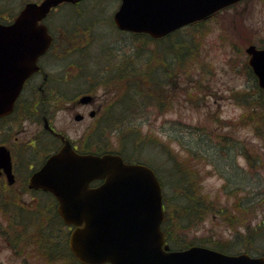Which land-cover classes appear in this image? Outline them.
Instances as JSON below:
<instances>
[{"label": "flooded vegetation", "instance_id": "1", "mask_svg": "<svg viewBox=\"0 0 264 264\" xmlns=\"http://www.w3.org/2000/svg\"><path fill=\"white\" fill-rule=\"evenodd\" d=\"M257 3L264 9V0H238L229 5V27L221 40L229 41V76L241 79L242 85L235 91L263 97L255 73L257 68L264 74V21L252 16L257 10L251 6ZM91 42L51 41L36 60L37 70L23 83L13 111L0 118V148L6 150L10 165L0 167V239L5 252L12 255L11 261L73 264L68 245L72 227L58 214L59 201L30 187V180L66 142L78 154L101 152L106 146L107 124L121 123L113 119L114 107L107 101L105 74L115 68L126 71L127 66L134 70L136 61L131 53H115L96 63V56L89 52ZM251 48L263 53L254 65ZM113 60L115 65L106 63ZM84 97L89 99L82 102ZM258 121L264 123V118L249 120ZM255 131L263 137L264 126ZM257 156L258 167L244 169L246 175L255 177L246 188L257 192L243 200L247 210L243 233L245 245L249 244L245 251L264 258V216L260 219L264 208L256 205L257 199L260 205L264 202V177H259L264 171V142ZM252 242L258 247L250 245Z\"/></svg>", "mask_w": 264, "mask_h": 264}, {"label": "water", "instance_id": "2", "mask_svg": "<svg viewBox=\"0 0 264 264\" xmlns=\"http://www.w3.org/2000/svg\"><path fill=\"white\" fill-rule=\"evenodd\" d=\"M81 0L28 2L9 24H0V117L12 109L36 60L52 40L41 21L52 8ZM237 0H120L113 16L121 31L158 39L202 20ZM254 65L263 53L251 52ZM264 88V74L255 69ZM89 97L82 98V102ZM9 166L0 148V167ZM105 182L89 188L93 180ZM30 187L52 192L58 213L75 228L69 247L81 264H264L246 254L226 255L204 247L162 249L163 218L159 183L142 165L124 164L117 155H77L68 143L32 178Z\"/></svg>", "mask_w": 264, "mask_h": 264}, {"label": "rangeland", "instance_id": "3", "mask_svg": "<svg viewBox=\"0 0 264 264\" xmlns=\"http://www.w3.org/2000/svg\"><path fill=\"white\" fill-rule=\"evenodd\" d=\"M24 1L0 0V19H11V15H15L19 11L21 3ZM82 4V8H85V5L97 6L90 12H85L78 19L79 22L85 24L77 26L72 32H65L63 27L59 26L60 24L65 26L72 20L73 5L71 4H62L58 8L59 11H55L54 16L47 20L49 24L55 26L53 33L58 41H70L74 36L82 39L90 37L91 41L98 37L97 40L91 42L89 50L92 55L96 56L95 61L102 62L107 54L131 53L137 66L140 62L142 67H145L146 64L151 69L158 68L155 61L158 51L162 52L163 48L166 52H170L167 43L163 46L159 45L158 48L152 44L141 48L135 39L127 34L118 33L108 24L106 18L111 19L117 8L118 0H84ZM251 6L257 10L256 15L252 16L264 21L262 6L258 3ZM228 27L229 10L225 9L210 20L207 25L177 33L181 36L186 34L188 41H192L191 31L196 30L193 35L194 37L198 36L200 40L197 41L198 44L196 43L198 49L193 61H187L192 82L186 81V69H182L184 80H179L178 88L176 85L172 91L170 86L165 89L163 99L166 100L167 97L169 99L163 107L158 106V102H152L145 111L142 112L135 107L129 115L120 109L122 107L120 99L113 98L112 101H108L109 105L113 104L116 108L113 119L116 120L117 115L121 118L128 117L122 122L129 121L128 126L136 125L138 131L140 142L136 145L131 143L128 148H125L126 156L133 160L139 159L147 164H152L151 166L156 168L162 176L168 198L170 197V170L177 169L176 161L180 165L198 171L199 174L195 177L200 184L198 197L203 199L205 207L214 204L216 209L214 212L206 213L197 226L180 232V235L186 239V242L202 244L209 248H212L217 241L224 243L229 239V243L230 241L233 243L234 235L243 231L245 220L236 221L234 216H230L229 209L232 204L238 202L242 195L251 197L256 194V189H247L245 185L250 181L255 182L254 175H245V171L242 169L250 170L258 167V164L253 161L248 162L246 156L254 151L260 153L264 142V134H262V138H257L254 135L256 125L260 124L263 127L264 123L249 122L247 126H244L234 122L243 112L237 102V96L241 93L235 91L242 84L240 78L229 76V41L221 40L222 36H226ZM168 41L184 40L176 37ZM118 48L123 51H118ZM200 72L210 79V91H201L198 84L193 82L197 80L195 74L198 75ZM210 76L211 78H209ZM189 95L193 99L189 100ZM253 114L255 116L250 120L258 118L256 112ZM132 116L138 117V119H131ZM113 128L117 129V126L115 125ZM110 143L112 149H119L120 139L118 136L112 135ZM231 144H234L235 148L231 147L229 150ZM173 155H176V158H170ZM161 164L164 165V168L161 167ZM259 177H264V171L260 173ZM225 179L229 180V187ZM234 194L236 195L233 196ZM216 198L217 201H215ZM256 205L259 208H264V202L260 205L259 199L256 200ZM225 209L228 212H225ZM1 214L2 210L0 209ZM263 216L261 215L260 219ZM231 221L232 223H229ZM229 224L231 225L229 226ZM243 244L245 245L244 234ZM243 244L233 243L229 252L240 253ZM250 245L253 246L256 243L252 242ZM245 246L248 247L249 244ZM256 247L258 246L256 245ZM5 249V245L3 247L0 239V264H22L20 259L11 261L12 255H8Z\"/></svg>", "mask_w": 264, "mask_h": 264}, {"label": "trees", "instance_id": "4", "mask_svg": "<svg viewBox=\"0 0 264 264\" xmlns=\"http://www.w3.org/2000/svg\"><path fill=\"white\" fill-rule=\"evenodd\" d=\"M82 2L78 3L74 6H72L73 11L71 14L72 20L67 23L63 28L65 32H72L75 30L77 26H82L81 23H77L78 19L85 13L90 12L93 8L96 6H88L85 5V8H82ZM95 4V3H94ZM91 5V4H89ZM53 15V14H52ZM86 30V29H85ZM196 31H193L191 34L192 41H155L150 39L146 35H132L133 39L136 40V42L141 46V48L147 46L149 44L156 45V47H160L159 45H165L166 43L169 44V53L171 57V61L164 62L163 59L157 58V63L164 66L158 67L157 69H151L148 65L145 64V67H142L140 62L138 63V66L135 67L134 70H132L129 66H127V70L124 71V67L117 69L115 68L112 71H108L105 76L106 79L104 81V85L106 88H115L119 89L122 86L123 82L128 83L132 76H135V83H136V97L134 95L128 94L123 95V101L126 102L125 109L130 112L133 111V106L138 108L139 110L145 111L152 102H158V106H164V103L169 99L168 97L163 99L164 91L163 88L164 85H166V88L170 86V90L172 91L173 88L179 84V80H184V73L182 69L185 70V79L187 82L191 81V73L189 71V67L187 66V61L190 60L191 62L194 59V56L197 52V41L200 39L198 36L194 37L193 33ZM178 34H173L169 36L168 38L173 40L177 37ZM180 37V35H178ZM79 41H91L90 37H87L86 39H82L79 37L74 36V39L71 38V40ZM98 37L94 38L92 41L97 40ZM197 43V44H196ZM183 45V46H182ZM138 46V47H139ZM138 49V48H137ZM166 51L163 50L158 51V55L165 54ZM157 55V54H156ZM193 57V58H192ZM109 63V62H106ZM151 67V65H150ZM155 67V66H154ZM168 68V71L166 70ZM181 73V74H180ZM195 73V72H194ZM195 78L197 80H194L193 82L197 83L199 89L201 91H210V79H207V76L204 75V73L200 72L198 75L195 74ZM211 78V76L209 77ZM204 85V86H203ZM240 94V93H238ZM189 100L193 99L191 95L188 97ZM238 104L243 109L242 114L239 116L236 124H242L244 126L245 122L248 124L251 117H254L255 114L253 112H256V115L258 118H264V99L260 97L259 95H252V94H246L241 93L237 96ZM254 103H260L261 105L257 104V106ZM254 105V107H252ZM160 109V108H159ZM255 109V110H254ZM260 110V111H259ZM245 121V122H244ZM260 124H257L256 127H258ZM119 129V135L121 139V150L118 152L119 154L123 155V151L125 148H128L131 143L136 145L139 143L138 139V131L136 130V126L134 125H126V126H117ZM137 128H139L137 126ZM108 136V131H107ZM210 135V134H209ZM223 138V137H222ZM109 137H107L106 140H108ZM108 145V144H107ZM235 148L234 144H231L229 146L230 148ZM111 150L110 147H105L102 149L103 152H108ZM100 152V153H101ZM176 158V155L171 156L170 158ZM128 159V157H127ZM128 160H132V158H129ZM177 169L172 168L170 170V184H169V190H170V197L167 199V213L165 215L164 222L162 224V231L165 234V240L169 243V246L172 249H182L185 248L184 246H187L190 242H186V239L180 235V232H184V230H187L189 228H192L193 226H196L199 224L206 213L213 211L216 209L215 205H208L209 207H205V204L203 202V199L198 197V188H200V184L195 178L198 173L197 170H191L183 165H180L178 163ZM169 177V175H168ZM162 179V178H161ZM163 189L164 185L162 184ZM236 191V190H235ZM166 194H167V188H166ZM217 201V198L215 199ZM171 204V205H170ZM178 210H176V209ZM234 208L236 211H239L243 207L241 206L240 200L235 203ZM227 212V210H224ZM218 212V210H217ZM230 213V212H229ZM235 220H242L243 215L241 212H239L237 215H234ZM184 222V223H181ZM229 223H232L229 222ZM231 224H229L230 226ZM201 243V242H199ZM213 247H215L216 250H219L224 253H229V245L228 243H220L215 242Z\"/></svg>", "mask_w": 264, "mask_h": 264}]
</instances>
